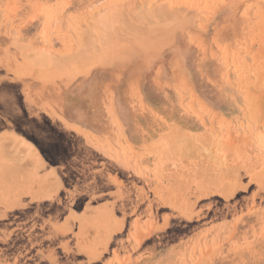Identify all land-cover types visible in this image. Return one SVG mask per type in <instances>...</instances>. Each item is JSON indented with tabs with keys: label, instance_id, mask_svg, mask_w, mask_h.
Returning a JSON list of instances; mask_svg holds the SVG:
<instances>
[{
	"label": "rangeland",
	"instance_id": "rangeland-1",
	"mask_svg": "<svg viewBox=\"0 0 264 264\" xmlns=\"http://www.w3.org/2000/svg\"><path fill=\"white\" fill-rule=\"evenodd\" d=\"M0 264H264V0H0Z\"/></svg>",
	"mask_w": 264,
	"mask_h": 264
}]
</instances>
